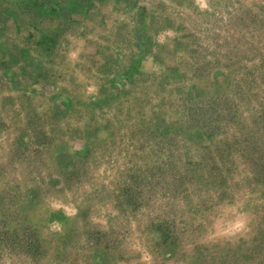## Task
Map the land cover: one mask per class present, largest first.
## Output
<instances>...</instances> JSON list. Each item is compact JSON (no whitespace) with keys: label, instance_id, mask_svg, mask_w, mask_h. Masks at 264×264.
Instances as JSON below:
<instances>
[{"label":"rangeland","instance_id":"374dc122","mask_svg":"<svg viewBox=\"0 0 264 264\" xmlns=\"http://www.w3.org/2000/svg\"><path fill=\"white\" fill-rule=\"evenodd\" d=\"M80 1L0 0V264H264V0Z\"/></svg>","mask_w":264,"mask_h":264},{"label":"crops","instance_id":"0c3cea01","mask_svg":"<svg viewBox=\"0 0 264 264\" xmlns=\"http://www.w3.org/2000/svg\"><path fill=\"white\" fill-rule=\"evenodd\" d=\"M71 1L76 2L79 0H71ZM80 2H81V5L77 4L78 6L75 9V12H76V14H78L79 18L85 19V16H88L87 22L92 24V25H95L96 20H99L100 17L105 16V13L101 12L102 10L100 8H98V10H96V11H94V10L96 8L95 3L98 2L99 5H103L102 3H104V2L106 3V0H81ZM116 7L118 8V5H116ZM111 9H113V7ZM96 23L98 24L99 22H96ZM115 25L116 26H114V30H116L118 32L119 29L121 28V24L120 25L115 24ZM122 25L124 26L126 32H132L133 28L131 26H129V24L125 23ZM114 41H115L114 42L115 44L120 42L118 38L115 39Z\"/></svg>","mask_w":264,"mask_h":264}]
</instances>
